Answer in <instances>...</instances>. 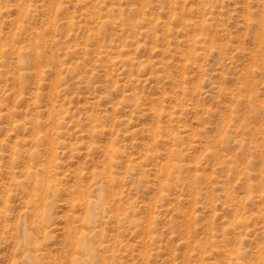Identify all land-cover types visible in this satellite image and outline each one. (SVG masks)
Masks as SVG:
<instances>
[{
  "label": "rangeland",
  "instance_id": "obj_1",
  "mask_svg": "<svg viewBox=\"0 0 264 264\" xmlns=\"http://www.w3.org/2000/svg\"><path fill=\"white\" fill-rule=\"evenodd\" d=\"M0 264H264V0H0Z\"/></svg>",
  "mask_w": 264,
  "mask_h": 264
}]
</instances>
